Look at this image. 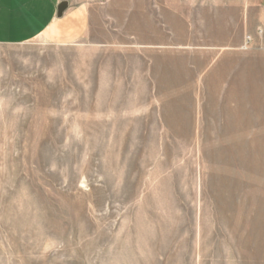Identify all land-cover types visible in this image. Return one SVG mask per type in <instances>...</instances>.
I'll return each instance as SVG.
<instances>
[{"label": "rangeland", "instance_id": "rangeland-1", "mask_svg": "<svg viewBox=\"0 0 264 264\" xmlns=\"http://www.w3.org/2000/svg\"><path fill=\"white\" fill-rule=\"evenodd\" d=\"M205 1L0 45V264H264V39Z\"/></svg>", "mask_w": 264, "mask_h": 264}, {"label": "crops", "instance_id": "crops-1", "mask_svg": "<svg viewBox=\"0 0 264 264\" xmlns=\"http://www.w3.org/2000/svg\"><path fill=\"white\" fill-rule=\"evenodd\" d=\"M104 0H0V45H22L35 39H45L55 44L72 43L89 35L96 22L107 19L114 6L103 4ZM124 0H114L118 12L122 14ZM67 3L66 11L60 15V7ZM202 10L223 14L227 20L238 15L241 31L246 35L244 43L250 46L264 34V0H206ZM117 12V13H118ZM177 12V11H175ZM222 14V15H221ZM174 22L182 27V16L175 15ZM177 27V25H174ZM221 29L223 26H215ZM251 37L253 41L248 43ZM149 39H156L149 36ZM225 43H235L228 35ZM243 41V40H242Z\"/></svg>", "mask_w": 264, "mask_h": 264}, {"label": "water", "instance_id": "water-1", "mask_svg": "<svg viewBox=\"0 0 264 264\" xmlns=\"http://www.w3.org/2000/svg\"><path fill=\"white\" fill-rule=\"evenodd\" d=\"M67 7H68L67 3H63L61 5L60 10H59L60 11V15H62L66 11Z\"/></svg>", "mask_w": 264, "mask_h": 264}, {"label": "built area", "instance_id": "built-area-1", "mask_svg": "<svg viewBox=\"0 0 264 264\" xmlns=\"http://www.w3.org/2000/svg\"><path fill=\"white\" fill-rule=\"evenodd\" d=\"M263 31H260V35H263ZM248 43H251L253 41V39L251 37H248L247 39Z\"/></svg>", "mask_w": 264, "mask_h": 264}]
</instances>
